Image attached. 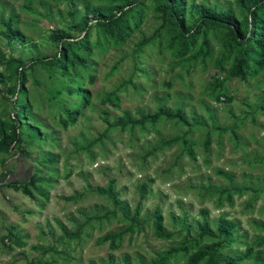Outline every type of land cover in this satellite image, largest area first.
Returning a JSON list of instances; mask_svg holds the SVG:
<instances>
[{"label":"rangeland","instance_id":"1","mask_svg":"<svg viewBox=\"0 0 264 264\" xmlns=\"http://www.w3.org/2000/svg\"><path fill=\"white\" fill-rule=\"evenodd\" d=\"M192 4L232 9L241 18L235 0H185V18ZM110 5L0 0V122L13 123L21 69L12 59L24 62L26 75L18 95L25 120L16 112L21 141L0 152V264H148L187 237L189 251L166 263L185 264L195 249L217 240L207 235L195 241L203 217L212 230L219 218L236 224L216 264L249 247L251 254L239 264H261L255 255L264 257V243L256 244L264 236V64L244 79L232 75V57L218 69L221 36L214 32L207 34V44L200 36L189 54L174 57L152 0L135 1L126 22L129 35L120 43L89 18L90 52L70 48L83 64H32L58 54L62 42L82 37L86 7ZM8 20L18 31L10 42ZM55 29L71 38L54 40ZM200 47L209 53L194 56ZM82 90L89 92L85 108L63 125L60 119L80 104ZM161 108L180 109L187 124L164 114L118 124L126 115L141 120ZM174 137L181 139L161 144ZM109 186L114 200L98 192ZM138 203L137 223L125 231ZM156 211L171 236L156 234ZM112 232H123L116 248L100 242Z\"/></svg>","mask_w":264,"mask_h":264},{"label":"trees","instance_id":"2","mask_svg":"<svg viewBox=\"0 0 264 264\" xmlns=\"http://www.w3.org/2000/svg\"><path fill=\"white\" fill-rule=\"evenodd\" d=\"M111 5L108 7H96L90 9L86 7V12L82 18L83 32L82 37L72 41L62 42V46L59 53L52 57L38 58L32 61V64L44 63L56 68H66L73 64H83L85 60L71 51V46L76 45L84 52H90V43L88 40L89 18L96 20V23L101 25L106 34L120 43L124 41L129 35L130 26L126 23L128 14L135 8V1L138 0H106ZM154 4V11L157 17L161 20V27L165 29V33L168 36L166 46L171 51L174 57H184L189 54L192 48L196 45L198 38L203 37V43L207 44V34L209 32L219 33L221 36L222 56L216 60V66L218 69H222V64L225 58L232 57L233 71L232 75L238 76L244 79L248 74L257 72L263 67L264 64V0H235L237 9L240 11L241 18H238L236 13L232 9H221L215 5L206 4H192L190 6L191 15L185 18L183 9L185 0H152ZM108 11L107 13H105ZM138 20L135 26L141 19V15L137 14ZM73 27L79 28L76 24ZM5 35L8 38V42L18 35V31L11 28L10 21L7 22V28ZM70 33L55 29L52 34V38L56 41H63L64 38H71ZM153 36L144 37L140 42L138 48L149 43ZM201 53L208 54V49L204 51L200 47L194 56H199ZM17 63V67L21 69L19 71L18 88L15 91L16 107L12 112L11 120L13 123L5 124L0 122V152H8L15 147V144L21 141V133H19V127H21L22 120L17 116V110L23 112L25 115V106L22 103V99L18 100V95L24 92V85L26 75L24 73L25 64L20 59H12ZM0 77H2L0 73ZM1 80V79H0ZM80 92L81 102L80 104L67 112L66 118H61L60 121L63 125L73 123L78 115L80 108H85L88 100L87 90ZM160 114H164L166 117L175 118L176 120L187 124V121L180 109H176L175 112H166L163 109H158L157 113L153 116H142L141 120L131 119L128 115L124 120L118 121L121 126L131 123H143L148 118L155 120ZM25 117L23 118V121ZM180 137H174L166 141H162V145H169L175 141H179ZM224 174L227 178L232 179V175H228L223 171H218ZM32 178L33 175H32ZM31 180V178H30ZM235 190H240L237 187H233ZM226 191L222 189L221 192ZM98 192L105 194L115 199V195L111 193L110 186L108 189L98 188ZM145 185L140 188V200L144 198ZM124 211V209H122ZM139 203L134 209L133 216L124 215L130 219L131 223L126 227L125 231L132 230V226L137 223L136 215L139 214ZM153 223L155 226L156 234L163 237H169L171 233H165L160 227V219L158 211L153 216ZM236 224L233 221L225 218H219L215 230H212L205 217L199 223V232L195 241L200 240L204 236L217 237L216 241L206 244L202 247H198L194 252L189 254L185 264H216L219 262L215 255L217 251L224 247L229 241L230 236L233 233V229ZM77 235V233L75 234ZM123 232L106 233L100 242L109 241L111 248H116L118 243L116 240L122 238ZM264 236L259 237V241L256 244H263ZM190 240L185 239L176 247H170L166 252L159 253L155 259H151L148 264H166L171 255L182 251L188 252L190 247ZM252 247L247 248L246 252L242 256L238 257H225L223 262L225 264H239V262L251 254ZM255 260L264 264V257L257 252Z\"/></svg>","mask_w":264,"mask_h":264}]
</instances>
